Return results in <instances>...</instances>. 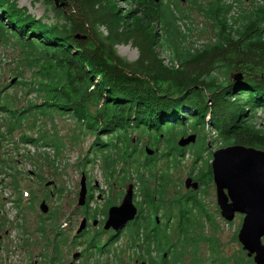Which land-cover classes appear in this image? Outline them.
<instances>
[{"label":"trees","instance_id":"trees-1","mask_svg":"<svg viewBox=\"0 0 264 264\" xmlns=\"http://www.w3.org/2000/svg\"><path fill=\"white\" fill-rule=\"evenodd\" d=\"M43 1L56 20L44 21L45 15L30 13L17 0H0V41L8 42L7 32L13 34L21 49L23 66L31 70L29 81L18 78L12 85H27V95L34 92L41 100H28L25 107L18 109L8 94H3L6 89L3 85L0 116L8 114L10 119V128L5 133L11 135L13 126L32 114V127L38 115L53 121L56 114H66L94 135L90 151L103 154L106 163L110 160L113 164L117 160L108 153L114 148L118 158L124 157L125 163L134 164L139 182L146 177L145 186L148 184L145 174L162 161L164 169L157 176L160 182L155 191L149 193L146 188L145 198L135 200L138 212L126 225V246L147 264L157 263L152 253L162 247L161 264H185L187 253L195 247L203 228L201 202L192 189L185 202L179 199L177 203L171 197L167 204L161 179L172 176L169 169L182 163L187 150L195 164L209 145L205 143L202 148L190 143L181 147L174 140V135L179 134L175 128H185L191 122L203 132L210 131L219 146L239 143L264 149V125L256 121V112L264 111V0L261 3L251 0L247 13L241 10L234 24L227 20L230 7L224 0L204 4L189 0L206 16L216 37L201 47L188 45L190 26L184 25L181 31L179 24H175L178 18L174 10L181 17L184 15L176 1H169V6L164 1L125 0L129 8H122L117 0H71L68 9L56 7L53 0ZM121 43L133 44L138 50L137 58L128 60L121 56L116 50ZM158 50L166 52L167 62ZM236 73L241 78L234 80ZM131 133L139 134L134 143ZM2 138L4 134L0 132V141ZM19 139L26 144L52 146L44 141L43 134L36 138L25 133ZM160 143L166 147L160 149ZM145 148L155 151L149 155ZM0 165H4L3 169L12 167L2 159ZM105 174L109 178L114 175L113 165L107 167ZM206 175L212 181L210 164ZM93 196H87L86 205ZM147 200L157 201L166 218L165 222L161 218L154 228L147 226L146 213L141 216ZM20 201L15 200L16 206ZM93 212L92 217H96L99 211ZM103 213L101 221L107 216ZM173 230L171 237L168 232ZM101 235L97 231L87 238L88 253L102 251L106 244L117 241L120 234L110 233L104 243Z\"/></svg>","mask_w":264,"mask_h":264},{"label":"rangeland","instance_id":"rangeland-1","mask_svg":"<svg viewBox=\"0 0 264 264\" xmlns=\"http://www.w3.org/2000/svg\"><path fill=\"white\" fill-rule=\"evenodd\" d=\"M169 1L175 0H164L168 5ZM207 1L209 0H198L202 4ZM17 2L19 6H25L30 13L36 16L45 15L44 21L56 20L53 11L43 0H17ZM70 2L71 0H56L58 7L64 9L70 7ZM102 2H106V0H102ZM258 2L261 3L263 0ZM250 3L251 0H240L238 9L247 13ZM259 3L256 2V5ZM117 4L122 8H129L125 0H117ZM177 4L184 14L181 17L179 12L174 10L177 18H180L182 22L180 30H183V24L185 27L190 26L191 28L190 36L186 39L188 45L198 47L206 45V38L213 37L209 28L210 22L206 16L188 0L185 2L179 0ZM178 22L176 20L175 24H180ZM202 29H205L206 32H203ZM100 30L106 33L105 28L101 27ZM7 33L8 36H11H9L8 42L0 41V88L6 85L3 94L7 93L8 98L19 109L25 107L28 100L32 102L41 100L40 95L34 92L27 95V85H12V82L18 78L29 81L31 70L26 65L23 66L21 49L13 39L16 37L10 32ZM116 50L128 60H134L138 56L137 48L131 43L117 44ZM158 54L164 59V62H167L165 51L158 50ZM16 73H19L20 76ZM33 118L32 114L26 121L21 120L19 124L13 126L12 134L8 135L5 133L6 129L10 128L8 114L0 116V132L4 134V138L0 141V160H5L8 165L16 168V171L12 167L3 169L4 165H0V264H42L44 261L48 262L49 259L54 264H68L72 261L73 256H75L72 261L74 264H134L138 253L135 251L133 253L126 246L128 241L126 227L119 233V239L114 243L106 244L102 251L96 249L88 253V250L83 248L87 246V238L95 235L97 231L102 234L101 241L109 235L107 234L109 230H104L98 220H102L103 212L107 213V209L113 205V201L116 202L114 204L121 201L129 184H132L133 195L136 196L133 199L134 203L135 200L138 202L145 198L146 188L149 193L155 191L160 182L157 176L164 169L162 161L158 162L152 172L145 174L148 178V184L145 186L146 177L143 176L141 178L143 181L139 182L134 164L130 165L129 161L125 163L124 157L119 156L118 158L114 148L108 153L111 158L117 160L113 164L110 163V160L106 163L103 154L90 151L94 135L84 131L71 116L56 114L52 121L48 117L38 115V121L32 127ZM256 121L260 126L264 125V111L256 112ZM175 129L179 131L178 135H174L176 143L181 136L194 134L196 138L192 142L193 144L202 148H205L206 144L209 145L207 150L202 151L201 159L195 164L192 163L191 152L187 150L182 163L169 169L172 176L161 179L162 188L166 189L164 196L167 204H170L171 197L178 200L181 195L191 192L192 189L186 192L187 189L184 185L186 178L191 177L194 180V176H196V181L200 183L198 189H195V193L202 205L201 223L203 228L195 247L187 253L184 259L185 264H193L194 261H201V264H219L221 262L223 264H251L249 262L251 261L254 264L252 257L247 256L246 251L242 249L237 240L242 216L236 214L231 221H226L221 217L216 203L215 185L213 181L207 180L206 174L208 164L212 159L211 153L223 146H219V142L211 137L210 131L205 130V133L191 122L185 128L177 126ZM25 133L36 138L43 134L44 141L49 142L53 147L41 143L38 145L31 142L26 144L20 141V136ZM203 133H205V139ZM138 135V133L130 134L133 143ZM144 137L142 140L145 139ZM189 145L191 144L185 146ZM159 146L160 149H163L166 144L160 143ZM192 148L195 149V147ZM153 150L155 151V149ZM123 152L124 148L122 147V155L125 154ZM85 158H89L91 161H86ZM109 165H113L114 168V175L110 178L105 174ZM141 170L144 172L143 169ZM82 175L85 176L87 187L94 185V189L87 192V195H95L94 200L90 199L86 207L85 204H77L79 182ZM47 182L48 185H46ZM15 184L18 186V190L15 189ZM19 198L20 204L16 206L18 202L15 200H19ZM43 198L48 207L45 213L39 208ZM91 209H96L99 213L94 217L97 223L89 226L94 214ZM87 211L91 214V217L87 216L89 218L88 233L85 236L77 235L76 230L83 215H87ZM141 213V216L147 214V226L150 228L157 227L161 218H163V222L166 221V218L163 217L164 212L160 210L157 201L147 200L143 204ZM166 214L170 213L166 212ZM169 232L168 235L174 237V230ZM262 242L264 243V236ZM162 252L163 247L152 253L157 260L156 264H161L159 256ZM36 261L37 263H35Z\"/></svg>","mask_w":264,"mask_h":264},{"label":"water","instance_id":"water-1","mask_svg":"<svg viewBox=\"0 0 264 264\" xmlns=\"http://www.w3.org/2000/svg\"><path fill=\"white\" fill-rule=\"evenodd\" d=\"M58 7L56 0H53ZM158 2L159 0H154ZM241 78L240 73L233 79ZM195 135L181 136L177 141L179 146L194 142ZM147 154L154 150L145 148ZM210 162L212 181L215 185L216 203L221 217L231 221L236 213L242 214L237 240L247 256L252 257L254 264H264V149L246 146L239 143L217 148L211 153ZM78 205L85 201L87 186L85 176L80 178ZM49 183L47 182L46 185ZM186 187L198 188V182L191 177L184 181ZM42 212L48 207L43 200L40 204ZM137 215V206L133 202V187L129 184L118 204L109 206L104 229H113L120 233L127 223ZM85 227L82 219L77 229L79 233ZM75 258V256H73ZM137 262V261H136ZM68 264H72L69 262ZM139 264H146L142 260Z\"/></svg>","mask_w":264,"mask_h":264},{"label":"flooded vegetation","instance_id":"flooded-vegetation-1","mask_svg":"<svg viewBox=\"0 0 264 264\" xmlns=\"http://www.w3.org/2000/svg\"><path fill=\"white\" fill-rule=\"evenodd\" d=\"M159 1H164V0H159ZM158 1V2H159ZM176 1V0H175ZM179 0H177L176 2H178ZM181 2H185V0H180ZM189 1V0H188ZM200 185V184H199ZM90 186H88L87 187V192L89 191H92L93 189L90 187ZM185 188L187 189V191L186 192H188L190 189H193L192 187H186L185 186ZM189 193V192H188ZM187 194V193H186ZM186 194L185 195H181V198H178V200H177V203H179L178 201H179V199H182L183 201L182 202H185V197H186ZM42 200H45L44 198L43 199H41V201ZM85 204V207H86V200L84 201V203H83V205ZM201 207H202V205H201ZM86 214L87 215H83V218L82 219H85V229H83L82 231H81V235H83V236H85L86 235V233H88V222H89V218L88 217H91V214L87 211L86 212ZM236 214H239V213H236ZM235 214V215H236ZM241 216H242V214H240ZM88 216V217H87ZM99 222H101V223H99V224H101V226L103 227V222L101 221V220H98ZM156 222H158V221H156ZM97 223V221L94 219V217H93V219H92V221H91V225H89V226H92V225H95ZM159 223V222H158ZM112 231V229H110L109 230V232H111ZM83 236H81V237H83ZM88 240V239H87ZM87 243H88V241H87ZM85 244H86V242H85ZM84 249V248H83ZM51 260H52V256H51ZM138 260V259H137ZM138 261H141V260H138ZM35 263H37V261L35 262ZM135 263V262H134ZM42 264H54L52 261H50V259L48 260V262H43ZM74 264V263H73Z\"/></svg>","mask_w":264,"mask_h":264},{"label":"built area","instance_id":"built-area-1","mask_svg":"<svg viewBox=\"0 0 264 264\" xmlns=\"http://www.w3.org/2000/svg\"><path fill=\"white\" fill-rule=\"evenodd\" d=\"M224 1L227 4V6L230 7L229 11L227 12V20L229 21L230 24H234V21H236L239 15H241V11L238 9L239 2L237 0H224ZM258 1H261V0H258ZM177 21H179L178 23H180L179 26L181 27V23H182L181 19L178 18ZM183 27H184V24H183ZM213 37L206 38L207 43L211 41H215L216 38L215 37L213 38Z\"/></svg>","mask_w":264,"mask_h":264}]
</instances>
